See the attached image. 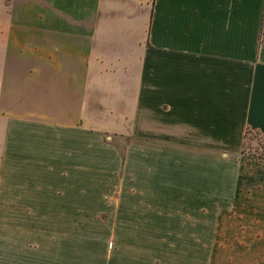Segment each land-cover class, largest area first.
Returning a JSON list of instances; mask_svg holds the SVG:
<instances>
[{
  "label": "crops",
  "instance_id": "obj_1",
  "mask_svg": "<svg viewBox=\"0 0 264 264\" xmlns=\"http://www.w3.org/2000/svg\"><path fill=\"white\" fill-rule=\"evenodd\" d=\"M86 132L140 137V196L251 201L221 245L264 264V0H0V264H84Z\"/></svg>",
  "mask_w": 264,
  "mask_h": 264
},
{
  "label": "rangeland",
  "instance_id": "obj_2",
  "mask_svg": "<svg viewBox=\"0 0 264 264\" xmlns=\"http://www.w3.org/2000/svg\"><path fill=\"white\" fill-rule=\"evenodd\" d=\"M139 145V136H84V196H68L67 201L69 210L83 212L78 235L70 236L83 241L84 264H124L126 257L160 258L166 264H188L189 258L193 264H238L253 255L252 249L221 245L244 239L240 230L253 221L247 217L252 208H242L251 201L240 198L237 204L236 196H140ZM248 155L264 156L263 136L248 133L242 158ZM7 198L0 196V209ZM143 222L162 232H141ZM194 236L196 248H189Z\"/></svg>",
  "mask_w": 264,
  "mask_h": 264
},
{
  "label": "trees",
  "instance_id": "obj_3",
  "mask_svg": "<svg viewBox=\"0 0 264 264\" xmlns=\"http://www.w3.org/2000/svg\"><path fill=\"white\" fill-rule=\"evenodd\" d=\"M248 133H250V132H247L246 137H247Z\"/></svg>",
  "mask_w": 264,
  "mask_h": 264
}]
</instances>
